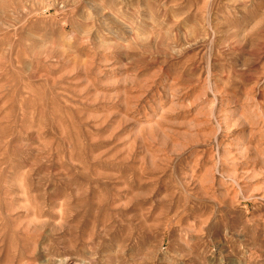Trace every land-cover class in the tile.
I'll use <instances>...</instances> for the list:
<instances>
[{"label": "rangeland", "instance_id": "1", "mask_svg": "<svg viewBox=\"0 0 264 264\" xmlns=\"http://www.w3.org/2000/svg\"><path fill=\"white\" fill-rule=\"evenodd\" d=\"M0 264H264V0H0Z\"/></svg>", "mask_w": 264, "mask_h": 264}]
</instances>
